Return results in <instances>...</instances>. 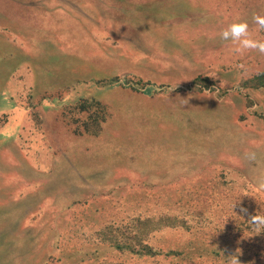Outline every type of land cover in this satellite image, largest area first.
I'll list each match as a JSON object with an SVG mask.
<instances>
[{
	"label": "rangeland",
	"instance_id": "obj_1",
	"mask_svg": "<svg viewBox=\"0 0 264 264\" xmlns=\"http://www.w3.org/2000/svg\"><path fill=\"white\" fill-rule=\"evenodd\" d=\"M253 13L0 0V264H264V54L219 35Z\"/></svg>",
	"mask_w": 264,
	"mask_h": 264
},
{
	"label": "clouds",
	"instance_id": "obj_2",
	"mask_svg": "<svg viewBox=\"0 0 264 264\" xmlns=\"http://www.w3.org/2000/svg\"><path fill=\"white\" fill-rule=\"evenodd\" d=\"M252 21L258 26L259 30H264V15L253 13ZM219 35L222 40L231 42V51L234 54L243 55L247 50H255L260 54H264V40L252 37L247 21H234L228 24L221 30ZM244 155L249 160H254L256 158L255 152H245ZM257 183L259 189L264 190V176H261ZM241 211L246 212L247 209L242 208ZM247 221L253 227L255 233L258 234L264 231V214L257 212L254 215H250ZM230 264H240V262L235 257L231 260Z\"/></svg>",
	"mask_w": 264,
	"mask_h": 264
},
{
	"label": "crops",
	"instance_id": "obj_3",
	"mask_svg": "<svg viewBox=\"0 0 264 264\" xmlns=\"http://www.w3.org/2000/svg\"><path fill=\"white\" fill-rule=\"evenodd\" d=\"M3 104H4V105L7 104V105L9 106V104L7 103V100H6L5 102H3ZM139 150L141 151L140 153L138 152ZM138 151L136 152V154H137L138 156H140V158H141L142 155L148 153L147 150L144 149V148H139ZM186 151H188V153L190 154V156L193 154V152H191V150H186ZM125 155H126V154H125ZM124 158H126V159L129 161L127 155H126V157H124ZM199 159L202 160V158H199ZM234 159H236V157H235ZM151 184H153V183H151Z\"/></svg>",
	"mask_w": 264,
	"mask_h": 264
}]
</instances>
